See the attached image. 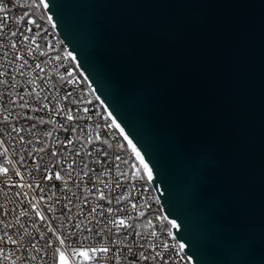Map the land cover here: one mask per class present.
Listing matches in <instances>:
<instances>
[{
  "label": "water",
  "instance_id": "water-1",
  "mask_svg": "<svg viewBox=\"0 0 264 264\" xmlns=\"http://www.w3.org/2000/svg\"><path fill=\"white\" fill-rule=\"evenodd\" d=\"M39 2L190 264H264V0Z\"/></svg>",
  "mask_w": 264,
  "mask_h": 264
},
{
  "label": "built area",
  "instance_id": "built-area-1",
  "mask_svg": "<svg viewBox=\"0 0 264 264\" xmlns=\"http://www.w3.org/2000/svg\"><path fill=\"white\" fill-rule=\"evenodd\" d=\"M0 5V264H190L51 19Z\"/></svg>",
  "mask_w": 264,
  "mask_h": 264
},
{
  "label": "trees",
  "instance_id": "trees-1",
  "mask_svg": "<svg viewBox=\"0 0 264 264\" xmlns=\"http://www.w3.org/2000/svg\"><path fill=\"white\" fill-rule=\"evenodd\" d=\"M27 4L28 7L32 10V12H34V14L36 15V17L40 20H47V15L45 13V11L43 10V8L40 5L39 0H27ZM132 162L138 166V162L136 161V159H132ZM139 170L140 167H139Z\"/></svg>",
  "mask_w": 264,
  "mask_h": 264
},
{
  "label": "snow or ice",
  "instance_id": "snow-or-ice-1",
  "mask_svg": "<svg viewBox=\"0 0 264 264\" xmlns=\"http://www.w3.org/2000/svg\"><path fill=\"white\" fill-rule=\"evenodd\" d=\"M4 7H5V6L0 5V11H2V10L4 9ZM15 34H16V33H13V35H15ZM5 119H7V117H5ZM69 119H71L70 116H69ZM5 171H7V170H5ZM57 179H59V176H57ZM120 223L123 224L124 222H123V221H120ZM7 239H8L9 241H11L12 243H16V241L13 240L11 236L7 237ZM60 243L63 244L64 241L61 239V240H60ZM90 251H91L92 253H95V252L107 253V252L109 251V249L106 248V247H104V248H99V249H91ZM81 254L83 255V253H81ZM140 255H141V257L147 259V257H144V254H143V253H141ZM7 258H8V257L6 256L5 259H7ZM34 258H35V257H33V259H34ZM61 264H64L63 260L61 261Z\"/></svg>",
  "mask_w": 264,
  "mask_h": 264
},
{
  "label": "bare ground",
  "instance_id": "bare-ground-1",
  "mask_svg": "<svg viewBox=\"0 0 264 264\" xmlns=\"http://www.w3.org/2000/svg\"><path fill=\"white\" fill-rule=\"evenodd\" d=\"M135 155H136V158H139V154H138L137 152H135ZM142 166H143L145 169L147 168V166L144 165V164H142Z\"/></svg>",
  "mask_w": 264,
  "mask_h": 264
}]
</instances>
